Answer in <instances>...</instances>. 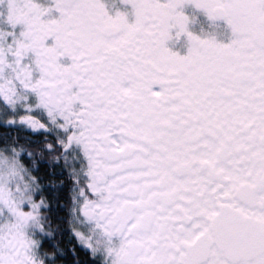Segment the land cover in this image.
Masks as SVG:
<instances>
[{
  "label": "snow or ice",
  "instance_id": "snow-or-ice-1",
  "mask_svg": "<svg viewBox=\"0 0 264 264\" xmlns=\"http://www.w3.org/2000/svg\"><path fill=\"white\" fill-rule=\"evenodd\" d=\"M0 264H264V0H0Z\"/></svg>",
  "mask_w": 264,
  "mask_h": 264
}]
</instances>
